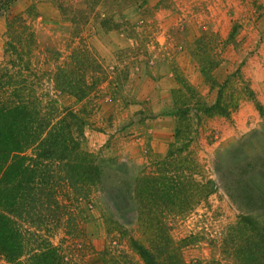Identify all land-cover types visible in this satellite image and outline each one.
<instances>
[{"label":"rangeland","instance_id":"1","mask_svg":"<svg viewBox=\"0 0 264 264\" xmlns=\"http://www.w3.org/2000/svg\"><path fill=\"white\" fill-rule=\"evenodd\" d=\"M141 1L105 3L124 8V16L115 12L112 23L124 22L127 28L111 31L93 16L102 0L87 18L85 1L15 0L0 12V100H14L10 92L21 87L30 96L23 95L24 100H53L60 109L75 111L87 123L77 138L78 150L95 158L99 186L119 184L123 196H130L137 174L141 180L155 170L159 183L169 177L165 166L174 157H164L173 142V115L186 105L192 122L186 149L194 152L202 177L216 190L190 211L168 214L165 229L185 264H232L233 258L222 251L244 240L241 219L261 222L256 206L264 203V0ZM30 5L35 11L26 24L31 25L34 47L29 69L16 75L18 67L7 64L4 55L5 22ZM64 6L73 10V25L60 13ZM85 50L96 57L104 82L96 94L75 102L55 90L53 79L72 51ZM239 92L241 100L229 118L210 110L218 97L227 105ZM194 180L203 181L199 175ZM92 195L85 207L83 240L64 236L68 229L50 230L52 245L62 238L65 261L83 253L74 249L78 244L100 249L105 221L128 218L101 203L100 197L113 203L110 192ZM84 259L82 264H101L95 256ZM3 260L0 255V264Z\"/></svg>","mask_w":264,"mask_h":264},{"label":"trees","instance_id":"2","mask_svg":"<svg viewBox=\"0 0 264 264\" xmlns=\"http://www.w3.org/2000/svg\"><path fill=\"white\" fill-rule=\"evenodd\" d=\"M14 1L0 0V12L8 11ZM81 1L90 6L85 18L100 2ZM108 1L102 0L103 7L93 13L99 25L111 31L126 26L124 22L112 23L115 12L120 18L124 16L121 13L124 8L105 5ZM59 8L63 19L73 25V10L68 6ZM34 11V6L30 5L23 12L6 18L4 55L7 64L18 67L16 75L21 69H29L34 38L26 19L31 18ZM102 73L96 57L89 51H72L54 74L55 90L81 102L97 93L104 82ZM25 91V88H14L10 92L14 100H0V255L4 264H82L89 256L97 257L101 264H185L180 247L165 229V218L168 214L177 216L179 212L190 211L216 190L214 184L202 177L194 152L186 149L192 142L187 106L176 110L178 116L173 115V142L164 157H174L165 166L169 177L159 183L155 170L145 172L147 175L141 180L137 174L132 178L135 181L130 196H123L119 184L99 186L95 158L78 150L77 138L87 123L69 107L60 109L53 100L29 99V92L25 94ZM23 95L29 98L24 100ZM241 95L239 92L227 105L218 97L210 110L229 118ZM184 151L188 152L182 156ZM186 160H191L189 166ZM183 172L185 182L181 179ZM197 175L203 179L202 183L194 180ZM142 181L146 183L143 186ZM97 191L113 194V203L100 197L101 203L107 210L113 206L128 218L125 222L112 218L105 221L106 237L102 247L95 249L89 244L84 247L78 244L74 249L83 251L76 256L78 262L77 259L65 261L60 249L62 238L59 245H52L48 241L50 230L68 229L70 232H63L64 236L83 240L81 227L86 222L85 207ZM260 204L256 207L261 222L247 217L241 219L238 226L242 227V232L246 231L244 240L222 251L226 258H233L232 264H264V203Z\"/></svg>","mask_w":264,"mask_h":264}]
</instances>
